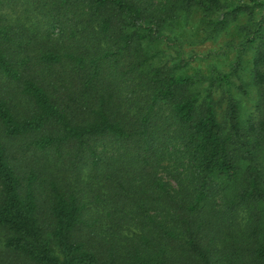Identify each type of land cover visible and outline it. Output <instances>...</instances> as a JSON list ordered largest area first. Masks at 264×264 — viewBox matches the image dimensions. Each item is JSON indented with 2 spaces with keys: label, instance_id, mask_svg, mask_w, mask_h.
I'll use <instances>...</instances> for the list:
<instances>
[{
  "label": "trees",
  "instance_id": "obj_1",
  "mask_svg": "<svg viewBox=\"0 0 264 264\" xmlns=\"http://www.w3.org/2000/svg\"><path fill=\"white\" fill-rule=\"evenodd\" d=\"M31 3L47 25L37 43H50L38 57L48 78L3 48L28 47L36 35L22 42L0 25V76L25 102L21 115L0 99L4 248L30 264H264V114L244 125L230 74L187 75L188 61L170 65L152 51L194 11L211 38L260 14L243 37L258 45L257 68L264 0ZM214 83L226 89L221 114ZM23 138L76 179L87 176L76 189L48 182L46 226L37 176L23 177L6 145Z\"/></svg>",
  "mask_w": 264,
  "mask_h": 264
},
{
  "label": "rangeland",
  "instance_id": "obj_2",
  "mask_svg": "<svg viewBox=\"0 0 264 264\" xmlns=\"http://www.w3.org/2000/svg\"><path fill=\"white\" fill-rule=\"evenodd\" d=\"M0 5V25L9 26L12 39L24 40L30 35H36V43L28 47L4 44L6 55L13 62L28 57L29 65L25 68L27 73L35 78L46 79L50 71L39 64L38 57L50 43H37L47 28L46 22L36 12L31 0H3ZM260 19L258 14L252 21L246 16L230 22L227 28L210 37V29L202 22L199 11L189 16H183L167 31L165 38L153 46V52L163 54V59L170 65L184 64L188 61L183 72L187 75L201 74L209 76L211 73L230 74L232 84L230 92L239 101L241 119L244 125L248 121L259 118L258 112L264 114V62L256 68L255 60L259 57L258 45L250 46L243 43V37ZM255 21V22H254ZM58 35L51 37L57 41ZM264 52V44H263ZM207 85V84H206ZM215 99L220 109L226 99L225 87L214 83ZM0 99L8 101L18 114L24 115L25 102L20 96L18 86L0 76ZM28 139H19L6 142L7 148L13 156V164L19 173L25 177L29 173L37 176L36 195L40 205V218L43 226L49 225L50 215L48 209V182L59 181L63 189H76L77 184L87 180L85 174L81 179L73 169L66 170L52 152L40 153L27 147ZM261 175L264 182V155L262 159ZM75 172V174H74ZM162 178L171 182L165 172ZM130 236L129 233H125ZM6 232L0 229V260L2 264H30L17 254L8 252L4 248Z\"/></svg>",
  "mask_w": 264,
  "mask_h": 264
}]
</instances>
